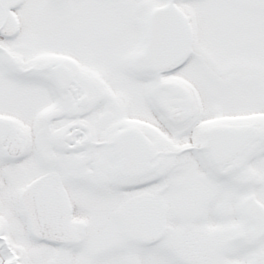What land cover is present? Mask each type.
I'll return each instance as SVG.
<instances>
[{"label": "snow or ice", "instance_id": "obj_1", "mask_svg": "<svg viewBox=\"0 0 264 264\" xmlns=\"http://www.w3.org/2000/svg\"><path fill=\"white\" fill-rule=\"evenodd\" d=\"M0 264H264V0H0Z\"/></svg>", "mask_w": 264, "mask_h": 264}]
</instances>
